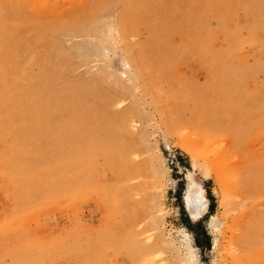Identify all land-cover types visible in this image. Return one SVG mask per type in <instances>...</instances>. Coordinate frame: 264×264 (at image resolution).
<instances>
[{
  "label": "rangeland",
  "instance_id": "obj_1",
  "mask_svg": "<svg viewBox=\"0 0 264 264\" xmlns=\"http://www.w3.org/2000/svg\"><path fill=\"white\" fill-rule=\"evenodd\" d=\"M0 264H264V0H0Z\"/></svg>",
  "mask_w": 264,
  "mask_h": 264
},
{
  "label": "trees",
  "instance_id": "obj_2",
  "mask_svg": "<svg viewBox=\"0 0 264 264\" xmlns=\"http://www.w3.org/2000/svg\"><path fill=\"white\" fill-rule=\"evenodd\" d=\"M180 162H182V160H180ZM207 192L209 195V199L211 200V202L209 203V210H210V212H213L215 210V200H214L213 195L209 189H207ZM178 197H181V191H179L177 198ZM183 221H184L185 225L187 226V228L193 229L194 224L192 223V221L190 220L189 217L186 216V218H183ZM198 227H200V229L202 231V235L204 236V238L206 240V244H205L206 248L211 249V246H212L211 236L209 235L207 229L205 228V226H203L202 222H200L198 224ZM195 239H196V244L198 247H201V248L204 247L203 244L200 242L199 236H196Z\"/></svg>",
  "mask_w": 264,
  "mask_h": 264
},
{
  "label": "bare ground",
  "instance_id": "obj_3",
  "mask_svg": "<svg viewBox=\"0 0 264 264\" xmlns=\"http://www.w3.org/2000/svg\"><path fill=\"white\" fill-rule=\"evenodd\" d=\"M240 35V34H239ZM242 35V33H241ZM250 37V36H249ZM249 42V41H248ZM252 42H255L252 40ZM247 43V42H246ZM256 43V42H255ZM240 47V46H239ZM242 47V46H241ZM237 58V57H236ZM191 186H194V184H191ZM186 202H187V205L189 206V202H190V199H189V196L186 197ZM206 204V203H205ZM207 205V204H206ZM206 205H200V207H198L196 210H191V216L192 218H198L199 216H201L200 214L203 213L202 210H203V206H206ZM190 211V209H189ZM156 244V243H154ZM158 244V243H157ZM157 248V247H156ZM147 252V251H146Z\"/></svg>",
  "mask_w": 264,
  "mask_h": 264
}]
</instances>
